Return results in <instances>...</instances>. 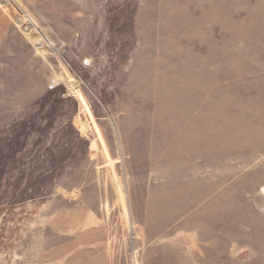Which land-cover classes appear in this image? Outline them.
I'll use <instances>...</instances> for the list:
<instances>
[{"label":"rangeland","instance_id":"1","mask_svg":"<svg viewBox=\"0 0 264 264\" xmlns=\"http://www.w3.org/2000/svg\"><path fill=\"white\" fill-rule=\"evenodd\" d=\"M0 264H264V0H0Z\"/></svg>","mask_w":264,"mask_h":264},{"label":"built area","instance_id":"2","mask_svg":"<svg viewBox=\"0 0 264 264\" xmlns=\"http://www.w3.org/2000/svg\"><path fill=\"white\" fill-rule=\"evenodd\" d=\"M55 86H56V84L54 83V86H53V88H55Z\"/></svg>","mask_w":264,"mask_h":264}]
</instances>
